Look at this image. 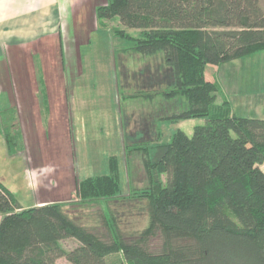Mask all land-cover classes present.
I'll return each mask as SVG.
<instances>
[{"label":"trees","instance_id":"obj_1","mask_svg":"<svg viewBox=\"0 0 264 264\" xmlns=\"http://www.w3.org/2000/svg\"><path fill=\"white\" fill-rule=\"evenodd\" d=\"M96 15L118 19L111 32L126 42L122 52L161 54L171 72L159 73L169 82L162 90L136 95L183 100L167 121H205L168 142L125 144L127 167L139 156L146 180L127 194H120L115 156L108 174L79 180L67 202L21 208L0 182V264H264V119L233 114L227 100L217 104L218 87L204 75L207 65L264 50V0H108ZM15 109L0 113L9 155L22 150ZM129 198L146 200L148 220L126 236L108 203ZM93 205L104 233L70 215ZM69 239L77 245L66 249Z\"/></svg>","mask_w":264,"mask_h":264},{"label":"crops","instance_id":"obj_2","mask_svg":"<svg viewBox=\"0 0 264 264\" xmlns=\"http://www.w3.org/2000/svg\"><path fill=\"white\" fill-rule=\"evenodd\" d=\"M107 3L0 0V113L16 108L23 139L22 150L9 155L0 133V182L21 208L73 200L79 180L109 173L111 156L117 158L119 173L120 160L110 153L112 134L119 138L124 155L125 144L136 140L164 142L161 125L165 123L160 121L166 122L177 111L175 99L156 95L147 100L135 95L169 85L161 83L158 75L159 70L171 72L161 54L144 57L120 50L126 42L111 39L105 32H111V21L96 15V8ZM242 61L250 73L248 81L256 83L245 100L250 107L247 115L235 108L233 100L240 97L232 94L231 99V91L225 92L227 81L205 79L218 87L216 103L227 100L233 114L264 119V50L230 63L241 65ZM229 84L236 92L235 84ZM121 90L129 106L139 101L143 108L136 118L133 112L128 118L119 106ZM97 146L102 152L106 146L108 173L92 174L89 167L77 173L75 155L80 150V155L93 154L96 161L101 154Z\"/></svg>","mask_w":264,"mask_h":264},{"label":"rangeland","instance_id":"obj_3","mask_svg":"<svg viewBox=\"0 0 264 264\" xmlns=\"http://www.w3.org/2000/svg\"><path fill=\"white\" fill-rule=\"evenodd\" d=\"M118 20L117 18H114V20L111 21L110 24H108L109 28L110 26H116L115 21ZM106 30V29H105ZM104 30V31H105ZM110 34V37L112 39V32L105 31ZM129 33L136 34L138 33L135 29H129ZM113 38L117 41H123L120 40L118 37L113 36ZM124 42V41H123ZM260 56V55H259ZM244 58V57H242ZM240 59V58H239ZM237 60V59H234ZM134 64H142V62H139L137 60H132ZM233 60H231L232 62ZM231 64V65H229ZM227 66H230L229 68ZM159 73H162V71L159 70ZM205 77L208 79H218L221 80L222 83L227 81L224 87L225 92H229V96L232 94L235 97V95L239 96V100H233L235 103V108L238 110V113L247 115L246 110H249L250 107L248 106L246 98L248 97L247 94H252L251 89L255 88L256 83H250L248 81V77L250 73L247 70V64L246 61H242L241 65H238L237 63H230V61L221 63L218 65H207L205 67ZM160 78V77H159ZM159 81H163L162 79ZM233 82L236 86V92L232 87L229 88V82ZM165 82V81H163ZM261 85V84H258ZM165 86H159V90H162ZM223 87V89H224ZM234 91V92H232ZM127 93V92H126ZM127 94L121 90L118 94V103L119 106L126 112L128 118L130 116V113L133 112L135 114V117L137 116V113L140 109H143L140 107L139 101H135L134 104L130 105V100L126 99ZM139 95H136V98H139ZM160 97V96H158ZM140 99V98H139ZM181 99H176L174 101V109L177 111H181L186 106V103ZM221 102H218L217 104H220ZM128 105V106H127ZM113 115V113H112ZM119 115L121 116L120 112ZM204 118H193L190 119V121L182 122H171V121H160V123H165L161 125V131L162 136L161 139L164 142L170 141L172 135L179 130V128L183 131H188L189 134L192 133L193 127L198 124L204 123ZM132 126V124H131ZM127 132V131H126ZM124 132V133H126ZM117 138V139H116ZM119 138L115 135H111L110 137V153L116 155L120 162H119V186H120V194H127L129 192V189L131 188H142L146 184L145 180V173L141 168V163L139 161V156L131 155L130 157V163L129 167L126 165V158L125 155L121 153V150L119 148V144L117 143ZM116 142V143H115ZM150 143L156 142V140L153 138L149 141ZM129 143V142H128ZM116 148V150H115ZM98 153H101L98 155L97 160L95 161L93 154H87L84 156L83 154L80 155V150L78 151L79 154L75 155L74 157V167H76L77 173H82V169L89 167L92 174L96 173V171H99L102 173V171H106L108 173L107 168V159L108 156H106V146L104 147V151L102 152L98 146H97ZM152 151V149H149ZM105 152V153H104ZM82 153V152H81ZM110 154V155H111ZM131 168V171H130ZM104 169V170H103ZM261 169L264 170V164L261 166ZM164 178V175L162 176ZM133 190V189H132ZM147 202L144 199H134L129 198L125 200H118L117 202H110L108 203V208L113 213L116 225L120 229V231L126 235H136L140 230H142L147 225L148 215H147ZM69 207V206H67ZM98 210V207L96 205L90 206V207H81V206H75L73 207V211L70 212L71 216L79 217V222L82 223V225L88 227L89 229H92L94 231H97L98 233H104L105 230L103 226L101 225L100 217L97 216L96 211ZM153 246L156 244V240H152ZM62 245L66 249H71L74 246L77 245V242L73 239L65 240L62 242ZM119 258V255H113L109 258L110 261L116 262ZM57 264H66V261L64 258H60L57 260Z\"/></svg>","mask_w":264,"mask_h":264}]
</instances>
